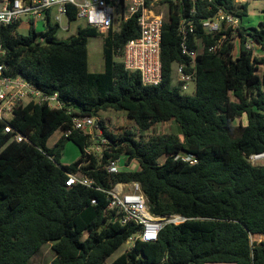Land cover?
Listing matches in <instances>:
<instances>
[{"label": "trees", "instance_id": "obj_1", "mask_svg": "<svg viewBox=\"0 0 264 264\" xmlns=\"http://www.w3.org/2000/svg\"><path fill=\"white\" fill-rule=\"evenodd\" d=\"M250 1L211 0V9L204 3L195 19L221 8L243 21ZM170 5L163 26V80L157 86L143 85L138 72L124 67L123 47L139 36L135 17L105 36L84 26L66 40H56L58 24L47 23L41 35L33 28L23 35L18 26H0V49L6 51L0 61L7 73L58 93L65 104L61 110L36 102L16 109L8 124L28 141L13 140L0 123V264H30L50 243L56 253L51 264H105L141 232L140 225L123 223V215L108 208L102 191L130 182L140 183L154 216L180 214L188 220L167 225L156 241L136 239L112 264H264V165L250 161L264 153L263 60L245 46L250 38L264 49L263 24L242 23L236 55L231 30L209 35L198 25L188 44L196 49L199 39L205 49L196 59L195 91L188 94L172 83V65L189 63V58L181 53L178 6ZM69 18L76 20L73 9ZM100 35L105 69L93 73L88 42ZM219 41L218 51L208 52ZM68 109L74 111L69 114ZM109 110L124 112L139 135L104 131L111 152L87 154L90 137L73 130L72 118ZM243 117L245 124L238 122ZM163 122L175 123L177 131L147 134ZM58 130L64 134L49 148L48 140ZM67 141L81 154L62 165ZM123 154L137 160L139 170L108 173L102 168ZM183 155L197 162L190 164ZM75 173L92 178L102 190L68 187V174ZM256 236L263 239L253 241Z\"/></svg>", "mask_w": 264, "mask_h": 264}, {"label": "built area", "instance_id": "obj_2", "mask_svg": "<svg viewBox=\"0 0 264 264\" xmlns=\"http://www.w3.org/2000/svg\"><path fill=\"white\" fill-rule=\"evenodd\" d=\"M245 1L247 0H236L241 3ZM171 2L178 6V30L182 39L181 53L189 58V63L172 65V75L175 73L172 81L176 79L174 85L186 92L190 84L195 82L197 56L203 54L205 49L199 39L196 40V49L188 44L197 26L200 25L209 35L231 30L235 41L239 39L242 20L233 13L220 8L213 16L201 18L199 22L196 21L195 16L201 8H204V3L207 2V9H211L209 5L211 0H0V26L15 25L19 30L23 19H26L29 30L33 28L36 31V26L40 21L52 24L53 20L55 22L53 24H58L60 27L63 18H66L68 26L63 28L68 30L70 28L69 13L73 9L76 19L84 20L85 26L95 28L105 36L110 30H115L121 22L135 17L139 27V36L127 41L123 47L124 67L128 71L138 72L143 85L157 86L163 80L161 56L163 26L166 18L170 16ZM222 37L225 38L226 33ZM220 42L208 47V52L216 53L221 46ZM254 45H256L255 42L248 38L246 48L252 50L251 47H255ZM5 55L6 51L1 48L0 59ZM31 102L47 105L56 110L65 107L58 93H47L22 76L8 74L5 62L0 61V123L5 124L4 133L12 134V139L18 142L28 140L16 132L8 122L14 116L16 109ZM73 111V109L67 110L69 114ZM127 119L130 120L128 117ZM72 121L73 130L81 131L90 137V144L86 146L85 152L95 156L103 157L106 152H111V140L104 131L112 135L123 133V130L117 131L111 121L100 114L98 116H74ZM70 133L71 131L66 132L67 135ZM182 158L190 164L197 162L191 155H183ZM261 158H264V153L253 155L252 161ZM131 162L138 164V167L131 168ZM102 168L108 173H119L139 170L140 166L137 160L129 161L128 155L123 154L117 159L110 160ZM66 185L68 187L83 185L102 190L92 178L81 173L68 174ZM102 191L106 193L108 208L117 210L123 215V223L135 222L141 226L140 234L131 238V241L136 239L144 242L156 241L167 225H179L188 220L180 214L154 216L150 212L147 199L138 182L117 183L111 189ZM92 203L96 204V200Z\"/></svg>", "mask_w": 264, "mask_h": 264}, {"label": "rangeland", "instance_id": "obj_3", "mask_svg": "<svg viewBox=\"0 0 264 264\" xmlns=\"http://www.w3.org/2000/svg\"><path fill=\"white\" fill-rule=\"evenodd\" d=\"M55 23L52 20V24ZM242 23L246 27H256L260 28L261 23L264 27V0H251L249 5V14L247 18H245ZM46 21H40L36 26V32L37 34L41 35L44 33L47 29ZM86 25V22L84 20L76 19L74 21L70 22V28L68 30L64 29L63 27L68 26V21L66 18H63L62 24L55 36L56 40H66L69 37L76 34L77 29L79 27H84ZM19 32L23 35H27L29 33V26L27 25L26 19H23V23L19 27ZM39 40L42 43H45L43 39L39 37ZM236 49L234 51V54H238L239 51V43L236 40ZM255 47L252 48L253 56L255 58H258L259 60H263V63L259 65V73L261 75L264 74V49L261 46L254 45ZM104 37L103 36H97V37H91L88 42V68L90 72L98 73L103 72L105 69V59H104ZM175 69V68H174ZM173 78H175V73L172 75ZM172 81L173 85L176 84V79H173ZM196 88L195 82H192L188 88V90L185 93L193 94ZM100 116L103 118H108L112 126L119 131L120 129L124 131H131L139 135V132L136 130L135 123L133 121H130L127 119V115L124 112H114L112 110L101 112ZM238 122H241L242 124L246 123L245 117L238 119ZM133 129V130H132ZM178 129V126L173 122H163L155 124L148 132L147 134L149 136L152 135H158V134H169L171 132H176ZM64 134L62 130H58L53 134V136L48 140L47 146L49 148H53L55 144L58 142V140L61 138V136ZM80 149L72 142L67 141L65 148L62 152V157L60 159V163L62 165H70L74 163L78 158L80 157ZM163 161V159H162ZM250 161L255 166H261L264 165V158L256 159L255 161H252V157L250 158ZM131 168L138 167V164H135V162H131L130 164ZM263 238L261 236H256L253 238L254 240L260 241ZM135 244V241L128 240L123 246H121L116 252H114L106 261L105 264H112V262L122 255L125 251L133 247ZM56 257V253L52 248V244H47L43 246L36 254L32 256L30 259V264H51L54 258ZM208 264H232V263H208Z\"/></svg>", "mask_w": 264, "mask_h": 264}]
</instances>
